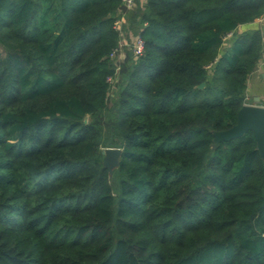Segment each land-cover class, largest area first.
Returning a JSON list of instances; mask_svg holds the SVG:
<instances>
[{
  "label": "trees",
  "instance_id": "obj_1",
  "mask_svg": "<svg viewBox=\"0 0 264 264\" xmlns=\"http://www.w3.org/2000/svg\"><path fill=\"white\" fill-rule=\"evenodd\" d=\"M136 7L145 52L117 77L121 0L1 1L0 264H264L254 134L214 141L264 52L225 37L264 0Z\"/></svg>",
  "mask_w": 264,
  "mask_h": 264
},
{
  "label": "water",
  "instance_id": "obj_2",
  "mask_svg": "<svg viewBox=\"0 0 264 264\" xmlns=\"http://www.w3.org/2000/svg\"><path fill=\"white\" fill-rule=\"evenodd\" d=\"M0 0V4H1ZM204 83L199 85L203 88ZM251 131L257 142V149L264 159V106L244 104L237 114V123L231 128L218 131L214 134L215 142L231 141ZM104 164L109 173L117 168L120 163L122 149L117 147L107 148L103 151Z\"/></svg>",
  "mask_w": 264,
  "mask_h": 264
},
{
  "label": "crops",
  "instance_id": "obj_3",
  "mask_svg": "<svg viewBox=\"0 0 264 264\" xmlns=\"http://www.w3.org/2000/svg\"><path fill=\"white\" fill-rule=\"evenodd\" d=\"M247 30H260L262 32L264 42V16L258 18L252 23L241 25L234 32H231L225 39L223 47L225 49H230L236 36ZM246 99L249 100H247L249 104L255 103L264 106V52L256 69L249 76Z\"/></svg>",
  "mask_w": 264,
  "mask_h": 264
},
{
  "label": "rangeland",
  "instance_id": "obj_4",
  "mask_svg": "<svg viewBox=\"0 0 264 264\" xmlns=\"http://www.w3.org/2000/svg\"><path fill=\"white\" fill-rule=\"evenodd\" d=\"M136 9H137V7L134 10H131L126 14L125 21L121 24V29H120L121 31H119L121 34L120 40L122 43L121 44L122 45V51H121V56H120L121 59H117V64L120 65L121 70H123L124 65L126 63H129L131 61H133V62L137 61V59L134 58L133 52H132V46L134 44V40L139 35V28H140L138 26V22H137L138 19H140V18L138 16L136 18V16H135ZM117 18H118V15L116 16V19ZM136 22H137V24H136ZM116 90H117V85H116V83H114L113 88L110 92L111 100L113 99ZM247 100L248 99L245 98V104H249L248 103L249 100L248 101ZM251 104L253 105L255 103H251ZM255 105H258V104H255ZM260 106H262V105H260ZM85 122L86 123L89 122V117H87L85 119ZM107 148H112V147H107ZM107 148L102 149V154H103V151ZM115 169H117V168H114L112 170V172H110V176L113 175V172Z\"/></svg>",
  "mask_w": 264,
  "mask_h": 264
},
{
  "label": "built area",
  "instance_id": "obj_5",
  "mask_svg": "<svg viewBox=\"0 0 264 264\" xmlns=\"http://www.w3.org/2000/svg\"><path fill=\"white\" fill-rule=\"evenodd\" d=\"M122 6L125 9V11H130L133 10L134 8H136L137 6V0H121ZM124 10H120L118 11L117 15L118 18L116 19V24H115V28L118 31H121V24L125 21V17H126V12ZM230 35L227 34V36L225 37V39ZM121 40L120 43L118 45L117 48H115L111 53H110V58L114 61V65H115V75L118 77L119 73H120V65L117 64V59H121V51H122V45H121ZM132 52H133V56L135 59H139L143 56L144 52H145V40L142 38V36L139 34L136 39L134 40V44L132 46ZM108 82L111 84H114L116 82V78L115 76H109L108 77Z\"/></svg>",
  "mask_w": 264,
  "mask_h": 264
}]
</instances>
